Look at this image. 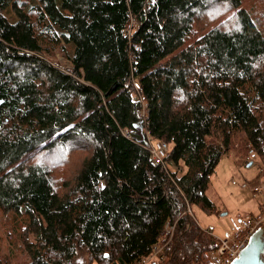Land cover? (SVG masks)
Returning <instances> with one entry per match:
<instances>
[{"label":"trees","instance_id":"16d2710c","mask_svg":"<svg viewBox=\"0 0 264 264\" xmlns=\"http://www.w3.org/2000/svg\"><path fill=\"white\" fill-rule=\"evenodd\" d=\"M252 1L0 0V211L25 219L28 264H137L188 203L215 210L210 177L237 130L264 159ZM147 135L170 143L165 163ZM175 240L153 264H214L191 217Z\"/></svg>","mask_w":264,"mask_h":264},{"label":"rangeland","instance_id":"374dc122","mask_svg":"<svg viewBox=\"0 0 264 264\" xmlns=\"http://www.w3.org/2000/svg\"><path fill=\"white\" fill-rule=\"evenodd\" d=\"M251 3L257 7L254 0ZM262 5L264 6V0ZM9 9L10 7H6L2 12L10 20H14L15 16L10 13L12 11ZM51 59L56 63H60L63 68L70 65L69 61H66L59 52ZM245 137L243 130H237L234 144L222 154L215 171L210 177L207 194L215 204V210L209 212L199 205H191L189 203L186 207V210L188 205L191 207V218L200 227L208 229L216 241L218 237H230L240 228L242 219L249 218L255 214L258 215L264 209V159L256 150L243 149L241 151L239 144L243 143ZM67 168L72 169V167ZM71 169L70 174L73 172ZM255 186H259V190H256ZM24 225H26V221L21 213L0 211V259L3 256L7 258V261L5 258L1 264H28L29 254L24 245V234L22 235L21 233ZM190 226L191 223L188 224V227ZM176 232L177 228L170 235L167 234L165 236L166 240L159 244V249L162 246L165 249L171 244H177L175 240ZM217 253L216 249L211 254L214 264L216 263L215 256ZM159 258L153 257L152 260L145 264H153ZM91 264L99 263L94 260ZM137 264L143 263L139 261Z\"/></svg>","mask_w":264,"mask_h":264},{"label":"built area","instance_id":"2783aa9c","mask_svg":"<svg viewBox=\"0 0 264 264\" xmlns=\"http://www.w3.org/2000/svg\"><path fill=\"white\" fill-rule=\"evenodd\" d=\"M138 80L135 78L134 83L138 87L139 83ZM146 108L142 107L141 114L146 121ZM147 133V132H146ZM147 138L150 142L151 152L153 158L156 163L163 164L166 161V157L170 151L169 142L163 139H154L151 138V135H147ZM256 190H259V186H255ZM192 210L191 207L188 205L187 210L183 212L178 219L173 222H169L165 226L166 235H170L173 230H176L178 227V223L181 219L185 217H191ZM264 223V209H262L259 214H255L249 218H245L241 220L240 228L236 230L230 237L222 238L218 237L216 241L218 244L217 248V255L216 263L215 264H231L236 258H238L243 251V249L247 246L248 240L254 232ZM164 246L159 249V245H156L152 251V253L148 256H144L140 263L145 264L146 262L153 259V257H160L163 258L164 254ZM159 258V259H160Z\"/></svg>","mask_w":264,"mask_h":264},{"label":"water","instance_id":"95a60500","mask_svg":"<svg viewBox=\"0 0 264 264\" xmlns=\"http://www.w3.org/2000/svg\"><path fill=\"white\" fill-rule=\"evenodd\" d=\"M248 241L240 256L231 264H264V227L260 226Z\"/></svg>","mask_w":264,"mask_h":264},{"label":"flooded vegetation","instance_id":"af4514ba","mask_svg":"<svg viewBox=\"0 0 264 264\" xmlns=\"http://www.w3.org/2000/svg\"><path fill=\"white\" fill-rule=\"evenodd\" d=\"M262 227H264V224L262 225Z\"/></svg>","mask_w":264,"mask_h":264}]
</instances>
